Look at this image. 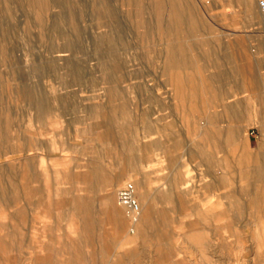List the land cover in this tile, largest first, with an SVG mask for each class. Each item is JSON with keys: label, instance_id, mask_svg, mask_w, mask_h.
Here are the masks:
<instances>
[{"label": "rangeland", "instance_id": "374dc122", "mask_svg": "<svg viewBox=\"0 0 264 264\" xmlns=\"http://www.w3.org/2000/svg\"><path fill=\"white\" fill-rule=\"evenodd\" d=\"M258 1L0 0V264H264Z\"/></svg>", "mask_w": 264, "mask_h": 264}, {"label": "built area", "instance_id": "2783aa9c", "mask_svg": "<svg viewBox=\"0 0 264 264\" xmlns=\"http://www.w3.org/2000/svg\"><path fill=\"white\" fill-rule=\"evenodd\" d=\"M257 7L261 11H264V0H259ZM115 196L117 203L129 211L131 221H134L139 209L138 203L134 196L133 184L131 182L123 183L116 189Z\"/></svg>", "mask_w": 264, "mask_h": 264}, {"label": "bare ground", "instance_id": "6f19581e", "mask_svg": "<svg viewBox=\"0 0 264 264\" xmlns=\"http://www.w3.org/2000/svg\"><path fill=\"white\" fill-rule=\"evenodd\" d=\"M134 195L136 196L135 187H134ZM140 213V212H139Z\"/></svg>", "mask_w": 264, "mask_h": 264}]
</instances>
